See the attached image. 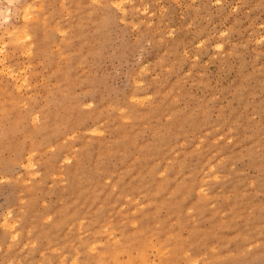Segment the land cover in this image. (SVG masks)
Masks as SVG:
<instances>
[{
	"label": "rangeland",
	"instance_id": "obj_1",
	"mask_svg": "<svg viewBox=\"0 0 264 264\" xmlns=\"http://www.w3.org/2000/svg\"><path fill=\"white\" fill-rule=\"evenodd\" d=\"M0 264H264V0H0Z\"/></svg>",
	"mask_w": 264,
	"mask_h": 264
}]
</instances>
